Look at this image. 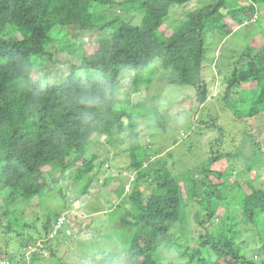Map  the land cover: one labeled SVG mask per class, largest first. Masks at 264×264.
<instances>
[{
  "label": "trees",
  "instance_id": "obj_1",
  "mask_svg": "<svg viewBox=\"0 0 264 264\" xmlns=\"http://www.w3.org/2000/svg\"><path fill=\"white\" fill-rule=\"evenodd\" d=\"M192 1L0 0V231L7 220L5 230L22 237L29 225L13 205L23 199L55 192L68 208L47 217L38 240L31 236L21 244L25 253L42 242L29 261L24 253L12 255L6 243L0 263L36 264L46 255L61 264L95 262L107 255L99 242L108 240L126 249L125 264H264V188L256 184L264 180V129L253 121L264 113V27L259 25L264 0H234L232 8L227 6L233 0H214L175 23L171 10ZM116 7L131 18L98 13ZM256 31L261 36L253 35L246 52L232 60L222 98L234 118H248L251 146L239 157L244 165L225 148L182 176L165 159L155 163L160 153L153 139L139 137L138 129L147 123L141 119L157 117L164 133L168 122L144 100L132 109L131 91L168 75V87L188 88L200 108L208 105L213 87L207 77V41H246ZM57 39L63 51L83 54L64 82L51 85L46 74L34 76L53 60L49 48ZM125 74L132 77L126 80ZM140 109L146 110L143 116L137 114ZM112 137L128 145L126 170L135 178L127 192L122 182L113 190L119 201L97 235L55 184L70 174L71 162L84 158L76 180L88 182L74 202L81 201L76 208L88 205L83 198L99 176L94 172L98 157L87 158L88 149L95 139ZM61 218L64 226L50 237ZM74 234L82 239H72ZM245 234L259 244L257 256L244 252Z\"/></svg>",
  "mask_w": 264,
  "mask_h": 264
},
{
  "label": "rangeland",
  "instance_id": "obj_2",
  "mask_svg": "<svg viewBox=\"0 0 264 264\" xmlns=\"http://www.w3.org/2000/svg\"><path fill=\"white\" fill-rule=\"evenodd\" d=\"M233 2L234 0L228 2L227 7L232 8ZM211 3H214V0H193L182 9H172L171 14L174 22L186 20L191 12H197ZM239 3L242 4V1ZM98 13L119 16L123 20L131 18L130 15L124 13V11L118 7L113 10L103 9ZM261 24L264 27V21L259 23V25ZM249 30L250 28L247 31L249 32ZM253 35H255L256 38L261 36L260 32L256 31L254 34L248 36L246 41L238 40L235 37L218 39L215 42L211 40L207 41L206 48L208 49V58L206 62L208 63L207 73L209 72L207 77L211 83V87H213L211 94L206 98V101L209 102L208 105L204 103L200 108L199 103L195 99L196 93L193 92L194 95H190L191 92L187 91L188 88H186L187 90H182L175 86L168 87V75H159L154 84L149 87H141L139 92H135L134 90L131 91L133 98L131 102L132 109L136 106L138 101L144 100L148 109L154 108L156 112L158 111V114L166 116L168 124L165 133L162 127L156 123L157 117H154L153 120L150 121L149 119H141L144 120L143 122L147 123L138 129L139 137L145 140L153 139V143L159 150L160 155L154 160L155 163L161 158L165 159L168 161L170 167L174 164L176 166V171L182 176L189 169L197 170L205 164L208 157L216 155V153L223 148L230 151L231 154H235L233 158L238 157L237 161L241 157L243 159V154L240 155V153H242L243 150L247 151L251 146V140L248 139L247 141L246 137L248 132H245L248 118L244 120L234 118L230 108L223 102L222 98L227 93L228 82L225 77L229 71L233 69L231 68L234 65L232 60L246 52L248 45L253 42ZM87 38L88 36L85 35L84 39L87 40ZM255 42V45H259V41ZM59 44L60 40L57 39L54 44L50 46L49 51L54 54L53 60L45 66L43 71L36 73L34 78L46 74L49 84L56 85L64 82L70 76L73 66L81 65L83 50L76 49L75 53H71L68 50L63 51L58 48ZM126 76L127 74H125V77ZM131 77L132 76L126 77V80ZM240 90L241 89H237L239 94ZM229 100L232 99L229 98ZM145 111L144 109H140L137 114L143 116ZM249 121L251 123L255 121L258 129H264V113L260 114L256 120L254 119L252 121V119H249ZM213 122L218 126L217 129L213 127ZM256 129L253 128V130ZM1 135L2 130L0 129V136ZM124 135L125 134H122V137H124ZM262 137H264V135H262ZM1 140L2 138L0 137V141ZM121 140L112 137L106 142L103 140L96 142L95 139L88 149L87 158H90L92 155L98 157L96 161L97 167L94 172H99V176H97L95 182L92 183L89 188L90 194L83 198L84 200H89L88 205L83 207L80 205L76 208L81 201L79 204L74 202L80 190L88 182L86 178L83 180L82 184L77 183L76 180V177L79 175L78 168L83 164L84 158L79 161L71 162V171L70 174L68 173V176H70H67L65 180L58 179L57 184H55L56 187H61L63 189V193L68 200L67 202L74 206V208L72 207L73 212L84 220V226L87 227L91 225L90 230L93 231L95 229L94 233L97 235L99 232L98 229L109 222L111 217L110 214L115 206L114 203H118L119 201L113 190L122 182L127 192L130 183L135 178L134 172L126 170L129 168L126 163V161H128V155L127 153L123 154V152L126 151L128 145H123L122 142H120ZM218 141L220 143H218ZM242 159L238 161L240 167L244 165ZM17 165L14 159V166ZM221 169H223V167H221ZM98 178L100 179V183H104L103 185H98ZM51 183L50 181V184ZM256 184L264 188V180H262V178L259 179ZM55 194V192H48L47 196L43 199H40V197L31 200L23 199L16 205H13V211L19 213L23 217L25 225H29V227L23 230V234L20 235L22 237H17L18 234L8 233L5 230V227L8 225V221L6 220L3 229L0 231V247L4 248L5 244L8 243V251L12 255L16 257L23 255L24 251L21 248V244L26 242L31 236L34 237L35 240L39 239L37 234L42 231L47 217L60 213L61 211L64 213L68 209L63 200L60 199V195ZM107 213H109V215ZM13 228L15 229V226H13ZM99 235L100 237L102 236L101 233H99ZM244 236L245 240L241 241L246 245L243 246L244 252L248 249L251 257L257 256L259 244L253 242L249 235L245 234ZM72 239L78 241L82 239V237L74 234L72 235ZM34 250L35 248L33 247L24 253L28 260L30 258L29 255ZM74 254L77 256L78 251L76 250ZM46 256L48 257L37 260L36 264L62 263L57 261V259H51L49 255ZM71 258L76 259L73 256Z\"/></svg>",
  "mask_w": 264,
  "mask_h": 264
},
{
  "label": "clouds",
  "instance_id": "obj_3",
  "mask_svg": "<svg viewBox=\"0 0 264 264\" xmlns=\"http://www.w3.org/2000/svg\"><path fill=\"white\" fill-rule=\"evenodd\" d=\"M88 103L92 104L94 101L89 100ZM115 107L119 108L121 105L117 103ZM99 246L107 249V255L104 257H97L95 262L86 259L82 261L81 264H125L128 253L122 246H114L113 243L108 240H101ZM90 251H95V249H90ZM176 264H183V261L177 260Z\"/></svg>",
  "mask_w": 264,
  "mask_h": 264
},
{
  "label": "built area",
  "instance_id": "obj_4",
  "mask_svg": "<svg viewBox=\"0 0 264 264\" xmlns=\"http://www.w3.org/2000/svg\"><path fill=\"white\" fill-rule=\"evenodd\" d=\"M63 226H64V218H61L60 221L58 222V224L56 225V229H55V231L51 234L50 237H55V236L57 235V232H58L59 228H61V227H63ZM33 247L35 248V250L32 251V252L37 251L38 247H43L42 242H41V241L37 242L36 246H31V247L29 248V250L32 249ZM32 252H31V253H32ZM42 252H43V251H42ZM29 256H31V254H30ZM29 256H28V258H29ZM27 260H28V259H27ZM28 261H29V260H28ZM0 264H10V263H7V262H6V263H0Z\"/></svg>",
  "mask_w": 264,
  "mask_h": 264
}]
</instances>
